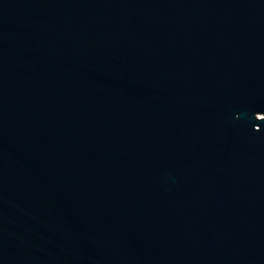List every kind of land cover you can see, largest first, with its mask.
I'll use <instances>...</instances> for the list:
<instances>
[{
  "label": "water",
  "instance_id": "water-1",
  "mask_svg": "<svg viewBox=\"0 0 264 264\" xmlns=\"http://www.w3.org/2000/svg\"><path fill=\"white\" fill-rule=\"evenodd\" d=\"M0 264H264V0H0Z\"/></svg>",
  "mask_w": 264,
  "mask_h": 264
}]
</instances>
